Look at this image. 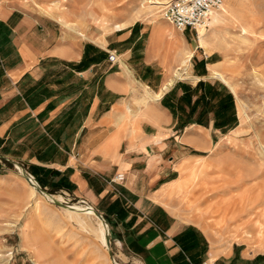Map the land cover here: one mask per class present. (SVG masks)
Here are the masks:
<instances>
[{"label": "crops", "instance_id": "obj_1", "mask_svg": "<svg viewBox=\"0 0 264 264\" xmlns=\"http://www.w3.org/2000/svg\"><path fill=\"white\" fill-rule=\"evenodd\" d=\"M192 30L137 18L96 34L80 14H45V0H0L1 167L87 200L136 264H264V248L216 239L167 203L187 149H208L240 119L211 71L221 52ZM188 60L180 80L171 68Z\"/></svg>", "mask_w": 264, "mask_h": 264}, {"label": "rangeland", "instance_id": "obj_2", "mask_svg": "<svg viewBox=\"0 0 264 264\" xmlns=\"http://www.w3.org/2000/svg\"><path fill=\"white\" fill-rule=\"evenodd\" d=\"M168 1L45 0V14H80L100 34L137 18L150 24L165 21L159 10ZM219 10L218 21L213 18L203 32L194 29L189 36L208 51L221 52L211 71L223 74L233 89L240 119L218 133L208 149H187L194 156L185 161L178 191L167 203L183 218L205 225L216 239H245L264 248V0H224ZM190 65V60L180 62L172 74L188 80ZM1 166V175L7 170L23 173L16 166ZM21 177L26 182L0 179V264H136L124 254L127 249L104 214L111 233L107 247L95 214L70 213L60 202L49 201L47 193L62 196V203L71 207L91 206L63 190L52 193L43 184L47 193H40Z\"/></svg>", "mask_w": 264, "mask_h": 264}, {"label": "built area", "instance_id": "obj_3", "mask_svg": "<svg viewBox=\"0 0 264 264\" xmlns=\"http://www.w3.org/2000/svg\"><path fill=\"white\" fill-rule=\"evenodd\" d=\"M224 0H169L160 6V16L166 21L172 23L177 29L184 30L188 27L199 31L200 26H209V21L214 11L222 8ZM17 168H20L16 165ZM32 183H39L36 177L30 173ZM124 172H118L114 180H123ZM88 206H93L84 198ZM68 202V200H66ZM196 264H215L214 260L208 258Z\"/></svg>", "mask_w": 264, "mask_h": 264}, {"label": "bare ground", "instance_id": "obj_4", "mask_svg": "<svg viewBox=\"0 0 264 264\" xmlns=\"http://www.w3.org/2000/svg\"><path fill=\"white\" fill-rule=\"evenodd\" d=\"M224 7V6H223ZM217 11H220V10H216V11H214L213 12V14H212V16H211V19H210V21H209V24H212V22H213V18H214V21H218V13L219 12H217ZM215 15V16H214ZM201 28H206L205 26H200L199 27V31H202L203 29H201ZM204 31V30H203ZM202 31V32H203ZM177 74H178V72H177ZM217 76L219 77H221L225 82H227V80L224 78V76H223V74H221L220 72H218L217 73ZM219 77V78H220ZM170 81V80H169ZM169 83V82H168ZM171 83V82H170ZM166 87H168V86H166ZM162 93V92H161ZM157 95V94H156ZM158 95H159V93H158ZM159 97V96H158ZM263 154H264V147H263ZM264 156V155H263ZM19 171H22V169L21 168H17ZM25 177V176H24ZM29 181V180H28ZM30 182V181H29ZM31 183V182H30ZM31 184H33V183H31ZM37 183L35 182L34 183V185L36 186V188H37V190L40 192V193H47V192H45V191H43V190H41L37 185H36ZM34 189V188H33ZM48 195H50V197L48 196L47 197V199L49 200V201H55V200H58L59 202H61V206H63L65 209H67V210H69L70 211V213H73V212H77V213H80L79 211H77V210H83L84 211V213H87V214H94V208H91V207H79V206H74V207H71V206H69V205H67V203H65V204H63L62 202L64 201L63 200V197L61 196V197H59V196H56V195H53V194H51V193H47ZM98 220H100L101 221V223H100V221H99V234H100V236H101V238L102 239H104L105 241H106V247L108 246L107 245V240H106V233H107V225H108V223L106 224L105 222H103V220H101L100 218H98ZM114 261V260H113ZM115 264H117V263H115Z\"/></svg>", "mask_w": 264, "mask_h": 264}, {"label": "water", "instance_id": "obj_5", "mask_svg": "<svg viewBox=\"0 0 264 264\" xmlns=\"http://www.w3.org/2000/svg\"><path fill=\"white\" fill-rule=\"evenodd\" d=\"M20 167V165H19ZM22 169V172L23 174L25 175V177L31 182L30 180V176H29V173L28 171L23 168V167H20ZM32 183V182H31ZM41 190L45 191L44 188L40 185V183H37L36 184ZM55 201H58V200H55ZM59 202V201H58ZM61 203V202H60ZM94 214L100 218L101 220H103V222H105L107 224V221L105 219V217L103 216V213L101 211H99L98 209H95L94 208ZM106 240H107V245L109 246L110 243H111V233H110V228H109V225H107V233H106ZM111 256L113 257V252L111 251Z\"/></svg>", "mask_w": 264, "mask_h": 264}]
</instances>
